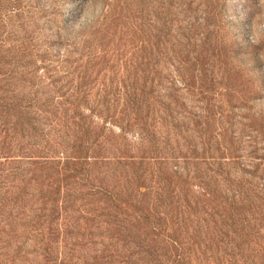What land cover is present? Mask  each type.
Masks as SVG:
<instances>
[{"label": "rangeland", "instance_id": "1", "mask_svg": "<svg viewBox=\"0 0 264 264\" xmlns=\"http://www.w3.org/2000/svg\"><path fill=\"white\" fill-rule=\"evenodd\" d=\"M0 264H264V0H0Z\"/></svg>", "mask_w": 264, "mask_h": 264}]
</instances>
